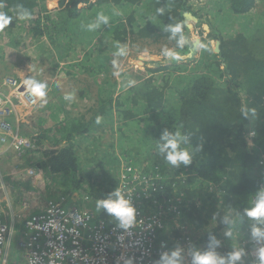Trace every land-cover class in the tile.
I'll return each instance as SVG.
<instances>
[{
    "label": "trees",
    "instance_id": "16d2710c",
    "mask_svg": "<svg viewBox=\"0 0 264 264\" xmlns=\"http://www.w3.org/2000/svg\"><path fill=\"white\" fill-rule=\"evenodd\" d=\"M48 1L0 0V13L9 17L0 31L14 39L11 45L19 44L27 38L18 36L17 24L36 23L30 47L60 59L78 74L96 75L108 68L110 55L130 36L135 42L152 40L150 44L166 38L173 47L167 59L155 62L158 69H151L156 77L117 97L115 85L102 84L98 106L89 119L66 113L51 128L50 109L41 112L42 122L37 119L38 130L33 128L39 147L35 164L45 174L49 199L63 198L66 204L79 191L82 198L90 197L88 205L97 220L119 223L98 204L115 201L120 161L126 159L139 167L146 165V174L162 177L160 202L181 200L184 223L200 230L199 244L207 245L198 256L221 253L212 243L227 226L241 223L250 230L246 234H253L258 221L249 220L246 212L261 183L259 161L264 153V4L258 0H58L59 9L53 14L46 8ZM37 13L46 15L44 25ZM184 13H192L200 26L206 23L209 37L219 42L220 49L219 53L203 49L206 68L187 74L200 46L191 40ZM51 26L56 28L50 31ZM61 35L66 40L59 43ZM65 44L70 46L68 55L56 57L55 48L63 50ZM79 47L80 53L69 55ZM162 63H169L168 75L163 76ZM187 79L193 83L179 88ZM105 86H109L106 91ZM253 129L255 137L250 140ZM169 140L176 143V151L187 152L189 163L167 159ZM81 147L90 150L82 153Z\"/></svg>",
    "mask_w": 264,
    "mask_h": 264
},
{
    "label": "built area",
    "instance_id": "2783aa9c",
    "mask_svg": "<svg viewBox=\"0 0 264 264\" xmlns=\"http://www.w3.org/2000/svg\"><path fill=\"white\" fill-rule=\"evenodd\" d=\"M197 25L195 32L198 36L193 39L202 49L215 41L214 50L217 41L209 37V29L205 28L206 32L201 26L199 31ZM1 33L5 36L4 32ZM138 47L142 51L137 50V53L146 50ZM169 49L173 47H167V54ZM26 80L23 76H0V156L10 154L24 158L39 149L35 139L20 130L22 125L29 124L30 119L33 122L43 100L42 92L29 91L24 84ZM255 131L248 133L250 140L255 137ZM259 166L261 183L247 208L249 220L256 218L250 217L248 212L264 199V153ZM146 168V165L139 167L126 159L120 161L115 190L120 196L114 193V197L115 201L123 198L135 209L134 219L127 226H121V221L109 224L97 220L96 213L89 208L91 201L88 196L82 199L81 207L67 206L63 204L64 199L44 202L25 199L21 203L25 212L20 210L14 219H10L6 206L0 202V264H196V257L207 248L206 244L203 247L199 244L201 231L184 223L180 199H170L165 203L159 201L157 192L162 177L146 174L143 171ZM41 172L33 168L24 169V174L30 179H38ZM18 226H23L17 243L20 262L15 260L17 262L12 263L10 251ZM248 231V226L245 230L237 227L234 231H223V235L234 242L227 241L224 246L217 244L221 253L213 256L216 264L221 261L223 264H261L264 219L256 233L248 235ZM236 253H240V258L232 260Z\"/></svg>",
    "mask_w": 264,
    "mask_h": 264
},
{
    "label": "rangeland",
    "instance_id": "374dc122",
    "mask_svg": "<svg viewBox=\"0 0 264 264\" xmlns=\"http://www.w3.org/2000/svg\"><path fill=\"white\" fill-rule=\"evenodd\" d=\"M258 1L259 3L264 4V0ZM50 3L53 2H46V8L54 14L59 9V2L57 1L55 3L56 5L53 6H51ZM43 16L46 15H42L41 13L40 15H38V13L36 14V18H40L44 25L47 21ZM26 23L27 22L25 21L17 24V31L19 33L18 36L27 38L25 41H23L22 38L20 39V45L22 44L21 46H19V44L11 45V43H14V39H10V36H4L0 32V76L12 75L17 77L18 74L16 72L9 73L8 68H11L12 70H18L19 66L28 64L29 61H32L33 57L38 58L41 56V58L44 59L48 58L49 62H47L44 66H36L35 68H32V71L30 70L31 73H28L29 75H27V79L35 82L36 85L42 84L45 86L42 90L44 98L37 113L35 114V119L33 120V122H29L28 125H22L20 127L21 132L25 135H28V137H30L34 133L33 128L37 124L35 120L38 119L39 123L42 122V118L40 116L42 114L41 112L46 110V108H49L50 99H57L56 102L60 105L69 104V107L71 109L73 106L78 107L77 111L74 112V117L83 118L92 110L93 104L90 102V99L93 98V100H95V102L97 103L98 97L102 92L100 88L102 84L107 83L110 84V86L115 85L117 97L120 93L130 89L134 84L147 80L149 77H156L154 73H151V69L154 70L158 69L159 67L155 64V62L162 59H167V57L173 51V49H169L167 54L169 40H166V38L155 39L154 43L150 44L149 42H151L152 40H148L145 42H135L129 40L130 38H134L133 36H130V38L127 39V42L117 52L110 55L111 61L108 68H105V70L101 69V72L96 75L78 74L76 71L72 70L68 64H64L60 61V59L55 61L53 57H49L42 50H34L33 48L26 49L25 47H23V44L30 45V40H32V35H34L33 30L36 26L35 23L28 27ZM222 23L225 24L224 21ZM206 25V23H203L202 27L205 29ZM75 26H77V23L76 25H74V27ZM197 26V29H199L200 27V31L201 26ZM26 28H28V30ZM55 28V26H51L49 29L51 31ZM24 29L26 30V33ZM30 30H32L33 32L29 34ZM70 30H72L73 32L72 38L75 37L76 31L73 28V24L70 27ZM194 32L195 29L191 32L192 38L198 36L196 32ZM206 32L208 31L206 30ZM57 38L58 37H56L55 39ZM44 40L49 41V39L47 38H45ZM65 40L66 38L61 35L58 42L60 43ZM211 43L212 44L210 45V49L212 50V47H215V41H212ZM137 44H139V46H143L146 50L137 53V50L138 52L142 51L138 46H136ZM68 49H70V46L65 44L63 45L64 51L62 49L55 48L54 54L58 58L60 57V54L62 56H65V54L68 55ZM72 49H75V47H73ZM203 49H208V47ZM80 51L81 47H79L75 53H71L69 55L80 53ZM87 51L88 50L86 49L83 53L85 54ZM165 54L167 55L165 56ZM202 54L203 53H200V50L197 51V53L195 54V62L193 63V65H188L186 67L184 74L195 73L198 72L197 69L202 68L203 70L204 68H206V61L202 59ZM168 65L169 63H162L161 65V68L164 69L162 72L163 76L168 75V72L172 71V69L165 68L168 67ZM92 68L96 69V66H92ZM21 75H23V73H21ZM24 76L25 75H23V77ZM189 83H193V79H187L178 87H183L184 85ZM178 87L175 86V88ZM108 88L109 86H105L104 90L106 91ZM48 91L51 92L48 93ZM47 96H49V98ZM169 105H171L172 107L175 105V99L173 97L169 99ZM53 109L54 111L63 110L62 108L58 109L55 103L53 104ZM60 116V112L52 113V127L60 122ZM71 116L73 115L71 114ZM42 125H44V123ZM109 128L110 125L107 127V129ZM105 138H110V134L108 132L105 135ZM80 150L82 151V153H84L85 151L90 149L81 147ZM5 156L9 158L0 156V202L6 206L8 215H10L11 217L8 218L14 219V217L20 213V210L22 211V213L25 212L21 207V203L25 199H34L40 202H44L49 199L48 182L45 180V174L42 172L41 175L39 174L38 179H30L29 175L24 174L25 168H33L39 171L38 166H36L35 164L38 159V154L36 152L27 155L23 160L15 157V155L5 154ZM58 192L59 195H63V193H61L60 191ZM53 198L58 199L57 196H54ZM82 199V193L79 191L75 192L74 194H72L70 202L66 203L65 205L81 207L79 205H83ZM62 200L63 198L60 199V201ZM27 212L31 213V211L29 210ZM22 230L23 226H18L13 236V242L10 251L12 263H16L17 261L20 262V252L18 251L17 243L22 235Z\"/></svg>",
    "mask_w": 264,
    "mask_h": 264
},
{
    "label": "clouds",
    "instance_id": "9594fccd",
    "mask_svg": "<svg viewBox=\"0 0 264 264\" xmlns=\"http://www.w3.org/2000/svg\"><path fill=\"white\" fill-rule=\"evenodd\" d=\"M8 23H9V17H7L6 14L0 13V27H3L5 25H7ZM191 40L199 45V43H197L192 37H191ZM199 46L200 47L198 50H200V49L202 50L201 45H199ZM166 55L167 54H165V56ZM24 84L28 86L29 91L37 92V93H41L43 88L45 87L42 84L36 85L35 82L28 81V80L24 81ZM50 92L51 91H48V93H50ZM47 97L49 98V96H47ZM43 98H44V95H43ZM31 138L35 139V136L32 135ZM165 147L171 149V151H169L168 157H167V159L171 163L175 164L178 161H183L185 164H187L190 162V158H189L187 152L176 151L177 145L174 141L169 140L168 144L165 145ZM115 195L117 197H119L120 193L116 192ZM98 206L106 209L109 214L117 217L121 221V226H127V225L131 224L133 219H134V216H135V209L133 207H131L129 205V203L126 200H124L123 198H120L117 201H112V200L101 201V202H99ZM248 215L252 218L264 217V199L260 200L256 204L255 208L248 212ZM237 227H242L241 223H240V226H238V224H234L232 226H227V227L221 229L220 231H221L222 235L220 238L214 239V241L212 243L213 247L218 249L217 244H221L224 246V243L227 241H229V242L233 241L234 242V240L230 239L229 236L225 237L223 235V231H226V230L234 231ZM256 232L257 231L255 230L254 233H256ZM225 239H227V240H225ZM204 250H206V249H204ZM173 255L175 256L176 254L174 253ZM239 258H240V253H236L235 255H233L231 257L232 260H238ZM260 260H261V264H264V249L260 250ZM170 264H171V262H170ZM196 264H216V260L210 254L204 255V256H197L196 257ZM220 264H223V261H221Z\"/></svg>",
    "mask_w": 264,
    "mask_h": 264
},
{
    "label": "crops",
    "instance_id": "0c3cea01",
    "mask_svg": "<svg viewBox=\"0 0 264 264\" xmlns=\"http://www.w3.org/2000/svg\"><path fill=\"white\" fill-rule=\"evenodd\" d=\"M50 1H52L53 3H50L51 4V6H53V5H56L55 3L58 1V0H50ZM59 2V1H58ZM22 45V44H21ZM20 45V43H19V46H21ZM25 48L26 49H32V47H30V45H27V46H25ZM23 59H25V58H23ZM47 62H49L48 61V58H46V59H44V58H41V56L40 57H38V58H35V57H33V59H32V61H29V63L28 64H24V65H22V66H19L18 67V70H12L11 68H8L9 69V73H14V72H16L17 74H18V76L19 75H21V73H23V75H25L24 77H26L27 78V75H29L28 73H31L30 72V70L32 71V68H35L36 66H44ZM54 73V72H53ZM23 75H21V76H23ZM29 80V79H28ZM30 81V80H29ZM61 100V99H60ZM57 99H50L49 100V109H50V113H51V118H52V113H54V112H60V121H63L64 120V116H65V114L67 113V114H72L73 115V117L75 116V111H77V109H78V107H75V106H73L72 107V109L69 107V104H63V105H60V104H58L57 102ZM90 102L93 104V107H92V110L90 111V113L88 114V115H85L83 118L84 119H89V117H90V115H92V111H94L95 109H96V107L98 106V100H97V103L95 102V100H93V98L92 99H90ZM55 103V105L58 107V109H63V110H60V111H54L53 110V104ZM80 116V115H79ZM85 117H88V118H85ZM50 118V120H52ZM36 121V120H35ZM29 122H31V119L29 120ZM58 124V123H57ZM57 124L54 126V127H52V125H51V128H55L56 126H57ZM38 129H37V127H36V125H35V131H37ZM31 154V153H30ZM29 155V154H28ZM3 157H7V156H9V155H7V156H5V155H2ZM9 157H11V156H9ZM9 157H7V158H9ZM16 157V156H15ZM26 157V156H25ZM24 157V158H25ZM19 158V157H18ZM24 158H19L20 160H23ZM259 189V188H258ZM258 192V191H257ZM256 192V193H257ZM255 193V194H256ZM253 196V195H252ZM251 196V197H252ZM263 219H264V217H257L256 219H255V221H258V224H257V226H256V228H255V230L257 231V229H258V227H259V225L261 224V222L263 221Z\"/></svg>",
    "mask_w": 264,
    "mask_h": 264
},
{
    "label": "water",
    "instance_id": "95a60500",
    "mask_svg": "<svg viewBox=\"0 0 264 264\" xmlns=\"http://www.w3.org/2000/svg\"><path fill=\"white\" fill-rule=\"evenodd\" d=\"M184 21L191 32L195 29L196 24H198V19L192 13H184ZM205 28L209 29L208 25ZM219 51V42L217 41L215 52L219 53Z\"/></svg>",
    "mask_w": 264,
    "mask_h": 264
}]
</instances>
